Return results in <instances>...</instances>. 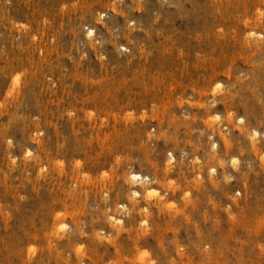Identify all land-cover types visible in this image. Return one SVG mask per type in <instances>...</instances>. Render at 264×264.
<instances>
[{
  "label": "rangeland",
  "instance_id": "374dc122",
  "mask_svg": "<svg viewBox=\"0 0 264 264\" xmlns=\"http://www.w3.org/2000/svg\"><path fill=\"white\" fill-rule=\"evenodd\" d=\"M0 264H264V0H0Z\"/></svg>",
  "mask_w": 264,
  "mask_h": 264
},
{
  "label": "bare ground",
  "instance_id": "6f19581e",
  "mask_svg": "<svg viewBox=\"0 0 264 264\" xmlns=\"http://www.w3.org/2000/svg\"><path fill=\"white\" fill-rule=\"evenodd\" d=\"M140 176H141V175H139V174H137V173H133V174L131 175V177H132L133 179L140 178ZM140 179H141V178H140Z\"/></svg>",
  "mask_w": 264,
  "mask_h": 264
}]
</instances>
